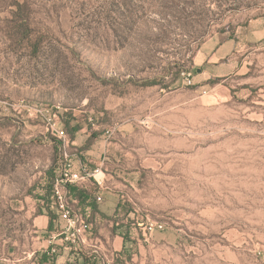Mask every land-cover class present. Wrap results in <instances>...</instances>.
<instances>
[{"label":"rangeland","instance_id":"rangeland-1","mask_svg":"<svg viewBox=\"0 0 264 264\" xmlns=\"http://www.w3.org/2000/svg\"><path fill=\"white\" fill-rule=\"evenodd\" d=\"M66 121L162 225L128 264H264V0H0V264H32L12 208L74 160Z\"/></svg>","mask_w":264,"mask_h":264},{"label":"crops","instance_id":"crops-1","mask_svg":"<svg viewBox=\"0 0 264 264\" xmlns=\"http://www.w3.org/2000/svg\"><path fill=\"white\" fill-rule=\"evenodd\" d=\"M71 145L76 150L70 154L72 159L90 172L102 173L100 185L94 178H89L67 187L72 209L90 223L88 240L86 243L69 245L59 237L54 241L57 253L49 256L50 237L65 227V221L53 192H27L24 202L16 200L20 203H16V208L9 204L18 211L17 214L24 212L22 235L30 245L27 253H23L27 254L32 264H128L134 260L129 246L148 239L146 225L153 221L138 217L135 209H130L124 203L122 192L107 185L106 168L103 167L104 142H78L74 139ZM59 160L58 153L55 168L46 169L41 175V181L49 183L51 187L61 167ZM13 232L16 236L21 233L19 229ZM13 237L14 234L8 237L10 254L17 250V241Z\"/></svg>","mask_w":264,"mask_h":264},{"label":"built area","instance_id":"built-area-1","mask_svg":"<svg viewBox=\"0 0 264 264\" xmlns=\"http://www.w3.org/2000/svg\"><path fill=\"white\" fill-rule=\"evenodd\" d=\"M36 111L45 117L47 121L46 130L50 134L66 140V133L56 121L57 115L55 112H50L49 109L43 108H38ZM66 141L68 142V140ZM65 158L66 159L53 182V193L55 195L61 217L65 221V227L57 234L50 237V247L47 252L49 256L57 253L58 250L54 241L59 237L62 238V242H66L69 245L86 243L88 240L87 233L90 230V223L72 209L67 194L68 185L78 181H86L90 177L94 178L98 185L101 184L100 180L95 177L96 172L91 173L80 165H78L79 169H75L74 160L69 159L67 154H65ZM161 227L162 225L160 223L152 222L146 225V230L149 232L155 228Z\"/></svg>","mask_w":264,"mask_h":264},{"label":"trees","instance_id":"trees-1","mask_svg":"<svg viewBox=\"0 0 264 264\" xmlns=\"http://www.w3.org/2000/svg\"><path fill=\"white\" fill-rule=\"evenodd\" d=\"M21 26H22V25H20V29H22ZM24 28H25V27H24ZM24 28H23V29H24ZM17 30H18V28H17ZM65 125H67V131H68V134H69L70 139L73 140V138H74L73 134H74L75 130L77 131V129H79V128H77V127L74 128V126H72L71 123H70L69 121H66ZM87 142H92V141H91V139H88Z\"/></svg>","mask_w":264,"mask_h":264}]
</instances>
